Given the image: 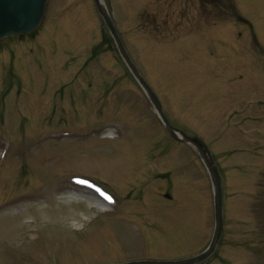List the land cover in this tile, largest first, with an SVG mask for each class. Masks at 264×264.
Wrapping results in <instances>:
<instances>
[{"label":"rangeland","instance_id":"374dc122","mask_svg":"<svg viewBox=\"0 0 264 264\" xmlns=\"http://www.w3.org/2000/svg\"><path fill=\"white\" fill-rule=\"evenodd\" d=\"M152 1L147 0L146 9L149 11L159 5ZM112 2L118 26L125 31L139 67L161 91L167 112L174 114L175 106L170 101L175 103L177 117L201 133L218 155L224 172H231L227 182L231 194L236 193L229 206L230 219L238 229L234 238L236 241L253 239L254 245L251 251L239 245L232 249L225 247L226 256L238 262L244 261L243 264L264 263V250L261 254V249H264V206L261 208L264 202V157L244 153L242 149L253 147L235 134L232 137L227 133L218 135L224 112L241 104L242 115L234 117V120H240L248 129L255 126L264 128V123H254V110L251 112V108L245 107L256 87L253 85L254 89L250 88L252 84L247 82L248 79L237 77L236 69L231 67L228 70L235 71L233 77L237 78L227 79L221 75L224 89L212 94L216 99L212 104L209 94L217 80L212 78L211 70L219 65V57L212 53L208 54L204 63L197 62L195 47L186 39L193 27L209 26L212 29L217 24L215 16L203 14L198 0H195V7L188 0L170 1L167 2L170 6H160L166 9L160 18L161 21L168 19V31L162 30L161 35H157L151 32L149 25L150 30H141V5L134 0ZM217 8V4L212 7ZM148 20L153 19L148 17ZM99 21L92 0H50V11L36 39H25L21 51H15L14 58H8L7 64L0 63V82L3 89L11 90V96L5 99V103L0 94V208L17 192L20 197V191L24 197H32L36 201L12 207L9 212L0 211V264L7 254H15L16 250H20L19 256H6L5 264H14L16 260L22 263L30 261V251L38 258L39 264H44L46 260L52 264H101L106 263L108 258L125 257L123 244L131 251V247L140 240L137 224L129 221L113 223L114 230L107 221L97 226L92 224L95 220L100 223L99 217L106 208V202L93 191L80 187L76 191L70 183L66 186L70 189L56 193L65 187L71 176H81L116 192L122 200L129 192L125 181L131 179L123 168L126 161L123 158L128 154L124 150L111 149L109 140H103L100 134L111 126H118L124 133V140L133 146L141 141L149 145L155 132H158V124L140 95L137 84L123 73L112 75L110 72L112 59L106 46L102 48L100 61H87L92 46L107 38L104 26L100 27L97 23ZM182 24L188 32L184 29L174 31ZM142 25L146 26L145 23ZM236 30V43L248 42L249 36L243 27ZM241 32L243 35L240 37ZM213 33L210 32L211 37ZM93 34H98L97 40L89 38ZM9 39L6 44H11ZM254 52L255 63L259 60L264 66V50L257 48ZM186 58L190 60L185 62ZM85 61L91 70L84 74V78H76ZM6 65H10V71L14 67V73L3 72ZM261 116L264 117V113ZM212 125L218 126V129L213 130ZM105 136L117 141L118 130H109ZM217 136L224 140L215 142ZM162 139L166 140L164 133ZM139 148L141 145L137 150ZM234 149H239L238 154H232ZM147 151L148 148H144L142 155ZM137 153L139 151H135ZM260 153L264 154V147ZM174 156L172 153L176 161ZM176 157L179 162L185 160L180 153ZM192 162L188 169L192 184L187 182L188 186L183 191L187 195L179 200L173 193L176 208L158 226L161 240L158 245L167 246L168 243L171 246L156 244L154 246L158 249H152L154 253L161 255L167 253L166 249L174 253L182 241L181 246L194 241L197 237L194 233L203 219L211 226V216L210 219L208 216V210L212 209L210 186L204 180L200 166V169L196 166L198 163ZM248 189H254L256 193L253 206L250 205L251 194L246 193L242 195L246 203H239L238 207L237 195ZM189 192L195 195V200ZM240 208L248 209L242 211ZM45 219L57 220L70 232L65 230L63 235L60 234L62 240V237H57L56 231L51 232L49 237L55 241L51 245L46 236L56 229L57 224ZM29 220L35 222L26 223ZM243 221L252 225L250 229L253 232L256 229L260 231L254 236L249 235ZM79 229L86 234H72V230ZM103 229L110 235L107 236ZM61 241L64 243L56 245ZM230 241L226 240V243L230 244ZM139 250L132 253L141 254L144 251Z\"/></svg>","mask_w":264,"mask_h":264},{"label":"water","instance_id":"95a60500","mask_svg":"<svg viewBox=\"0 0 264 264\" xmlns=\"http://www.w3.org/2000/svg\"><path fill=\"white\" fill-rule=\"evenodd\" d=\"M4 1L3 4H6L7 1H9V3L13 6L14 11H18L19 10V5H18V0H2ZM109 26L112 28V31L115 33L114 28L112 27L111 24H109ZM29 29V28H28ZM27 28H24L21 31H26L28 30ZM130 66L134 69L133 65L130 63ZM135 72V70H134ZM136 75L138 76V74L136 73ZM139 77V76H138ZM141 82L145 85L144 81L140 78ZM151 93V92H150ZM153 99H155V96L151 93ZM213 176H214V182L216 184V193H217V210H218V214H219V221L221 219V212H222V186H221V179L220 176L218 175V173L213 170ZM220 228H221V222H220Z\"/></svg>","mask_w":264,"mask_h":264}]
</instances>
